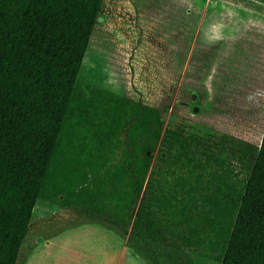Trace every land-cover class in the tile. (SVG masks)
<instances>
[{
  "label": "trees",
  "instance_id": "1",
  "mask_svg": "<svg viewBox=\"0 0 264 264\" xmlns=\"http://www.w3.org/2000/svg\"><path fill=\"white\" fill-rule=\"evenodd\" d=\"M102 1L0 0V264L17 263L37 200L130 232L133 248L177 240L220 264H264V133L250 166L240 144L243 169L218 170L159 108L85 98L77 77ZM175 152L188 154L171 169Z\"/></svg>",
  "mask_w": 264,
  "mask_h": 264
},
{
  "label": "rangeland",
  "instance_id": "2",
  "mask_svg": "<svg viewBox=\"0 0 264 264\" xmlns=\"http://www.w3.org/2000/svg\"><path fill=\"white\" fill-rule=\"evenodd\" d=\"M216 1L103 0L77 79L85 98L102 92L159 108L165 126L199 138L201 159L213 154L218 170L229 161L238 170L240 144L250 166L264 133V12ZM89 222L37 200L22 248Z\"/></svg>",
  "mask_w": 264,
  "mask_h": 264
},
{
  "label": "crops",
  "instance_id": "3",
  "mask_svg": "<svg viewBox=\"0 0 264 264\" xmlns=\"http://www.w3.org/2000/svg\"><path fill=\"white\" fill-rule=\"evenodd\" d=\"M222 7L240 11L264 12V0H217ZM127 234V233H126ZM111 230L97 223H83L54 231L48 237L30 241L22 248L16 264H208L207 250L198 252L168 242L150 245L128 244ZM220 264L217 259H210Z\"/></svg>",
  "mask_w": 264,
  "mask_h": 264
}]
</instances>
